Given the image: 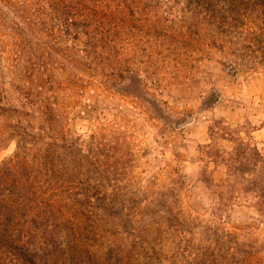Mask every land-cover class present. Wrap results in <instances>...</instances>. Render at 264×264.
<instances>
[{"label":"rangeland","instance_id":"obj_1","mask_svg":"<svg viewBox=\"0 0 264 264\" xmlns=\"http://www.w3.org/2000/svg\"><path fill=\"white\" fill-rule=\"evenodd\" d=\"M182 6L158 0L152 12L129 13L134 22L122 39L100 40L85 56L68 39L57 50L44 45L37 27L23 23L35 20L33 7L23 17L0 2V163L15 149L16 130L40 136V153L55 143L62 158L67 145L80 166L91 147L102 150L105 163L79 169L87 177L81 187L108 199L116 193V208L87 222L88 242L129 264H170L176 244L193 239L198 247L208 229L264 244V211L225 186L217 158L240 140L264 148V68L233 76L204 38L169 52L161 33ZM174 215L184 221L181 233L167 229Z\"/></svg>","mask_w":264,"mask_h":264},{"label":"trees","instance_id":"obj_2","mask_svg":"<svg viewBox=\"0 0 264 264\" xmlns=\"http://www.w3.org/2000/svg\"><path fill=\"white\" fill-rule=\"evenodd\" d=\"M157 1L20 0L16 5L0 0L6 10L23 17L33 7L35 20L27 18L23 23L28 29L36 26L42 43L50 49L61 48L68 39L73 41L71 49L85 56L100 50V40L109 44L110 37L122 39L134 22L127 15L141 9L152 12L148 5ZM170 1L183 6L180 17L172 18V25L161 33L169 52L180 55L204 38L202 43L225 56L233 76L264 68V0ZM149 26L151 31L158 28L153 23ZM46 121H51L48 115ZM51 128L49 123L45 130ZM10 135L15 149L0 163V264H129L126 255L101 251L88 242L87 222L98 216L97 210H108L107 205L116 208V193L108 199L97 187L82 188L87 177L79 169L105 163L108 155L91 147L89 156L81 155L80 166L67 145L58 158L55 143L40 153L34 151L40 136L22 130ZM217 158L226 170L225 186L252 196L264 211V148L240 140ZM170 220L174 224L167 229L173 231L175 226L174 231L181 233L184 221L176 215ZM208 234L210 238L202 239L198 247L193 239H186L182 247L176 244L179 257L170 255V264H264V244L237 243L231 233L218 229H208Z\"/></svg>","mask_w":264,"mask_h":264}]
</instances>
